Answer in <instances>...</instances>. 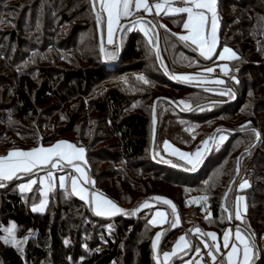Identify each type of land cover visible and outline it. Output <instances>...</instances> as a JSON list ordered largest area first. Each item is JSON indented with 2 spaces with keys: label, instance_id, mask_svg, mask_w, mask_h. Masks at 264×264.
Here are the masks:
<instances>
[{
  "label": "trees",
  "instance_id": "1",
  "mask_svg": "<svg viewBox=\"0 0 264 264\" xmlns=\"http://www.w3.org/2000/svg\"><path fill=\"white\" fill-rule=\"evenodd\" d=\"M218 14L221 42L212 60H206L198 51H193L194 45L188 46L171 35L183 31L181 25L185 16H160L159 19L167 23L170 30L157 29L162 34L160 55L167 65L166 73L155 51L150 50L145 36L136 28L121 33L115 40V45L119 46V42L122 45L121 63L118 64L119 54L109 59L106 55V25L97 23L91 0H0V88L4 87L0 93V127H4L0 130V150L7 153L70 137L74 143L86 148L95 186L102 181L95 179L93 163L109 158L110 163L117 165L116 172L102 170L98 178L115 174L120 179L123 193L127 190L130 196L136 188L143 186L146 191L138 200L149 194L157 195L166 186L179 188L181 193L187 194L185 197H172V194L164 197L176 205L181 219L186 208H182L183 201L195 211L194 217L199 220L192 229L199 227L204 232L222 234L231 223L226 218L222 219L226 214L221 210L217 196L211 198L218 184L213 192L208 185L213 180L221 183L225 187L224 193H229L227 204L231 207L239 193L238 184L229 183L228 172L223 174L226 183L215 177L219 173L217 170L222 173L221 165L231 153L230 147L241 138L244 141L241 140L238 146L243 147L247 151L245 155H248L245 161L248 167L242 181L247 180L250 185L240 191L248 204L244 219L261 248L256 264H264V118L259 119L260 109L264 108V22L261 20L264 18V0H218ZM89 31L96 45L94 54H89L84 43L80 42ZM225 46L239 57L230 64V77L238 81V91L229 82L220 86L198 85L171 78L170 74L204 72L217 61ZM140 75L150 83L143 84L137 80ZM11 84L12 88L6 87ZM243 84L245 86L241 89ZM224 89H231L234 95H221ZM176 92L187 93V96L179 98ZM155 95L159 103L156 143L162 151L167 141L180 150L193 153L207 137L205 135L197 141L205 119L222 121L219 125L228 138L222 145L216 146V142L203 170L187 171L185 166L173 160L166 163L167 159H160L156 150L152 156V130L155 127L152 118L144 111H147V100ZM250 96L254 104L248 108L246 123L249 125L245 126L244 120L237 124L229 120V116L238 115L243 107L250 105L247 102ZM182 100L191 104V110L174 103ZM76 101L80 104L70 107ZM68 107V116L72 115L70 120L63 121V128H59L61 124L55 121L56 125L49 130L50 119L60 115L58 109ZM85 108L105 117L108 130L121 141V146L93 148L92 144L99 142L96 136L89 134L92 138L88 143L86 139L89 136L84 140L70 136L75 131L81 114L79 111H85ZM241 126H245L243 130ZM252 129L260 133L259 138L253 135ZM45 130L49 131L45 133ZM231 135L238 139L231 142ZM118 147L122 148L121 152ZM232 176L233 172L230 178ZM147 179L151 180L144 186ZM17 182L10 181L0 188V236L5 233L3 227L14 222L18 227L17 236L30 238L23 245V252L0 240V264H119L128 257L127 253L132 248L137 254V264H158L153 257L151 242L157 227L150 223V218L154 209L168 210V205L160 202L163 208L145 209L139 215L98 217L85 201L56 188L49 195L47 210L33 212L32 204L40 199L37 186L27 196L13 191ZM113 183L108 187V195L116 202L121 192L117 193L118 187ZM205 195L208 197L206 201L186 203ZM255 203L258 207H254ZM202 207H205L204 213L211 214V219L201 215ZM166 238L163 235L164 248H168L171 241L170 238L166 242ZM129 257L126 264L132 259ZM185 259L182 256L173 264H181Z\"/></svg>",
  "mask_w": 264,
  "mask_h": 264
},
{
  "label": "snow or ice",
  "instance_id": "2",
  "mask_svg": "<svg viewBox=\"0 0 264 264\" xmlns=\"http://www.w3.org/2000/svg\"><path fill=\"white\" fill-rule=\"evenodd\" d=\"M91 4L95 12L97 23L106 25L108 45L114 43V33H123L138 27L147 38L150 50L155 51V56L160 60V66L164 68L166 73L168 72V68L163 61V57L160 55L159 32L157 29L163 27L166 31L170 30L167 29L166 25H160L158 21L146 19L144 16L138 15L140 12L155 16H160L162 13L165 16H185L186 18L183 19L181 26L187 34L171 33V35L176 36L180 42L188 46L194 45L193 51H198L199 55L206 60H212L213 57L217 55V0H91ZM104 13H106V18L102 15ZM131 17L136 18L130 19ZM122 20H128L129 22L127 24H122ZM261 20L264 22V18H261ZM101 50L104 51L103 32L101 33ZM106 55L115 58L116 52L107 53ZM218 59L226 61L239 59V57L235 51L225 46L219 54ZM189 66H191V62ZM215 71V68L207 67L204 69L203 73L196 75H170L172 79L186 83H209L207 79L200 81L199 77L203 76L204 73L211 74ZM221 71L227 75L230 69L227 64H224L221 66ZM136 79L143 84L150 83L144 75H140L136 77ZM125 82L127 83V81ZM212 82L215 84L225 83L224 80L220 79ZM220 94L228 96L234 95L231 89H224ZM174 103L183 105L185 110H191V104L187 101L182 100ZM153 122L155 123V121ZM241 127L243 130L245 126ZM251 131L257 138L260 137L258 131L255 129ZM217 135L221 143L227 139V136L223 134V130H217ZM214 139H216V137H209V139L203 141L202 145L193 153L183 152L167 141L164 142L163 149L169 155L178 156L180 160L184 161L187 166L185 170L194 171L197 169L198 165L202 163L204 153L208 151L209 143ZM85 153L86 150L84 147L63 140L49 147L41 145L30 150H9L6 156L0 157V188L6 186L4 182L28 177L26 182L18 185L19 191L21 193L31 192L34 186L39 185L43 196L39 205L32 207L31 210L33 212H43L45 210V206L49 202V195L55 191L58 183V186L66 191L70 185L69 194L74 193L80 200L85 201L98 217H113L117 214H134L126 212L103 193L90 191L89 187L85 186L95 184V181L91 179L88 175V171H86L87 161L85 159ZM164 162L172 163L170 160ZM81 164H83L84 167H82ZM237 165H239V159ZM172 166L176 167L177 165L172 164ZM45 169V174L43 176H38V173ZM66 169H70L71 171L57 176V172H65ZM236 172L237 174L239 173V167H237ZM249 186L248 181L245 180L238 185V188L239 190H244ZM207 199L208 197L205 195L203 197L194 198L186 203L191 205L201 200L206 201ZM224 200L225 203L222 205V211L226 214V217H222V219L226 218L229 223L239 221V224H236L234 228H226L222 236H218L215 232H204L199 227L190 230V233H194L200 237L202 247L207 250L206 254L210 258L211 264H256V259L259 258L261 248L256 243L255 233L250 229V225H248V222L244 219L247 212V205L245 203L246 197L237 195L231 207L227 204V193L225 194ZM151 201L162 202L170 206L173 217L171 222H169L168 213L157 210L150 219L152 225L170 223V227L172 228L179 225L180 219L176 205L170 199L164 197H151L140 203L134 211L139 212L142 209L153 207ZM206 219H211V214H209ZM2 231L7 233V236H0V240H3L5 244H11L18 251L23 252V245L27 242L29 237L18 238V227L15 223H13L11 227L3 228ZM163 235L164 232L157 233L152 244L153 249L156 250L157 253L156 260L158 264L161 262L159 244ZM67 243L68 241L66 240L65 244ZM222 249L224 251H222ZM189 252H195L196 255H200L201 246L193 245L188 238V234H186L178 238L172 251L162 253L163 262L166 264V262L178 256L180 253L188 254ZM201 261H203V257H201ZM187 264H197V262L189 259Z\"/></svg>",
  "mask_w": 264,
  "mask_h": 264
},
{
  "label": "rangeland",
  "instance_id": "3",
  "mask_svg": "<svg viewBox=\"0 0 264 264\" xmlns=\"http://www.w3.org/2000/svg\"><path fill=\"white\" fill-rule=\"evenodd\" d=\"M94 12V11H93ZM95 14V13H94ZM217 15H218V46H217V49H216V53H218V51H219V47H220V42H221V39H220V17H219V14H218V0H217ZM158 23L160 24V25H166V26H168L167 25V23H164V22H162L160 19L158 20ZM167 29H168V27H167ZM159 30H165V28H163V27H159ZM90 33V34H89ZM89 33H87V35L85 36V37H83V38H81L80 39V42L81 43H84V45H85V50H87L88 52H89V54L90 53H92V54H94V48L96 47V45L93 43V41H94V39H93V41H92V38H91V31H89ZM179 34H187L184 30L183 31H181V32H178ZM143 34V33H142ZM144 35V34H143ZM159 38H160V42H159V48L161 49V43H162V34H161V32H159ZM94 37H95V41L96 42H98L97 41V38H96V32H94ZM146 38V37H145ZM146 40H147V38H146ZM105 42H106V38H105ZM106 46L107 47H114L113 49L115 50V48H117L118 50H119V46L116 44H113L112 46H108V44H107V42H106ZM121 47H122V45H121ZM108 50V49H107ZM114 50H112L111 52H113ZM154 51V50H153ZM222 51V50H221ZM115 52V51H114ZM221 53V52H220ZM219 53V54H220ZM122 54V53H121ZM163 57V56H162ZM215 57V56H214ZM213 57V58H214ZM222 64L224 65V64H227L228 65V67H229V69H230V71L227 73V75H225L224 73H223V75L221 76V77H215L214 76V74L213 73H211V74H208V73H204V75L203 76H200L199 77V80L200 81H203V80H205V79H207L208 81H209V83H203V82H191V83H194V84H198V85H204V84H212V85H225L226 83H230V84H232L235 88H233V89H235V90H239V87L237 86V80L235 79V78H231L230 76H232V73H231V63H226V62H219V59H217V61L215 62V63H213V64H211V66L210 67H213V68H215V69H220L221 70V66H222ZM199 73H203V72H198V73H193L192 75H196V74H199ZM217 79H220V80H224L225 81V83L224 84H215V83H213L212 81H215V80H217ZM17 81V80H16ZM244 84L241 86V89H243L244 88ZM6 87H8V88H12V84L11 85H7ZM3 89H4V87H2V88H0V93L3 91ZM176 95L179 97V98H185L186 96H187V93H182V92H176ZM157 97H156V95L155 96H152V97H150L148 100H147V104H145L146 106H145V110H147V111H144V113L146 114V115H148L150 118H152V122L153 121H155V123L153 122V127H155V129H153L152 130V135H153V140L151 141V146H152V148H153V144H154V152H153V154H152V156L155 154V150H156V152H157V154H158V157L161 159V157H163V159H167V160H173V162L174 163H176L177 164V162L178 163H180L183 167L185 166V167H187L186 165H185V162L184 161H182V160H180L179 159V157L178 156H171V155H169L166 151L164 152V151H162V148L160 147V145L159 144H157L156 143V135H157V133H156V130H157V128H158V122H159V120H158V116H157V109H158V106H159V103L157 102L156 103V99ZM250 105H248L247 107H243L241 110H240V112H239V114L238 115H236V116H229L228 118H229V120H233L234 122H235V124H237V123H239V122H241V120H244L245 121V126H248L249 124L248 123H246V120L248 119V117H249V114H248V108L250 107V109H251V107L253 106V104H254V101H253V97L252 96H250V98L248 99V101H247ZM80 103L79 102H73V103H71L70 104V107H76V106H78ZM85 105H86V102H85ZM66 108V107H65ZM153 109H154V111H153ZM70 111V108L68 107V109H58V112H59V117H56L57 116V114H56V116L55 117H52L51 119H50V123H49V130L52 128V126H54V124H55V121L57 122V123H59V124H61V125H59V128H63V121L64 120H66L67 118H68V121L70 120V117L72 116V115H69L68 116V112ZM79 112H81V114L80 115H78L79 116V119H78V121H77V123H76V127H75V131L72 133V135H70V136H75V137H80V139L81 140H84L85 139V137H87V136H89L87 139H86V142L88 143V142H90V138H92V136L94 137V136H96V138H98V140H99V142H97V143H95V144H92V147L93 148H95V147H97V146H99V147H101L100 149H104V148H110V146L111 147H116V146H121V141L119 140V139H117L114 135H113V133L110 131V130H108V124H106V120H105V117H103L101 114H98V113H94V112H92L91 110H89L88 108H85V111H83V109L82 110H80ZM74 113H77V111H75ZM66 116V117H65ZM260 117H261V120L264 118V108H263V110H262V108L260 109V115H259V119H260ZM206 121H204L203 122V124L202 125H204V127L201 129V133H198L200 136L198 137V139H197V141H200L201 139H203V138H205L206 136V139H209V137H216V140H217V137H218V135H217V133L214 135V133L217 131V130H223V132L225 131L221 126L222 125H219V124H221L222 123V121L220 120V119H213V118H210V119H205ZM260 122V121H259ZM56 125V124H55ZM163 128V127H162ZM2 129H4V127L3 126H1L0 127V130H2ZM49 130H45L44 132L45 133H47ZM216 130V131H215ZM47 131V132H46ZM211 132H213V134H211L210 135V133ZM88 133V134H87ZM89 134H91V135H89ZM206 135V136H205ZM231 137H232V140H231V142H234L236 139H238V138H234L232 135H231ZM228 138V137H227ZM205 139V140H206ZM61 140H63V141H69V142H72V143H74V141H73V139L72 138H70V137H60V138H58V139H55L54 141H52V142H50V143H48V144H40V145H37V146H44V147H49V146H51V145H54V144H56L58 141H61ZM241 138L240 139H238V141L237 142H235L234 144H233V146H231L230 148H231V153L228 155V157H227V160L226 161H224L223 163H222V165H221V168H222V173L219 171V170H217L219 173H221L220 175H219V173H218V175H216V179H218L219 178V180H221L223 183H226V179H223V174L225 173V172H228L229 173V176H228V181H229V183H232V181L234 182V180H236L234 183H237L238 185L240 184V182H244V181H242L243 180V178H244V174L246 173V170H247V167H248V164H246V162L245 161H247V156L248 155H245V154H247L246 152L247 151H244V148L243 147H240V146H238L239 145V143H241ZM226 140H224L222 143L221 142H219V139L217 140V141H215V145H216V142H217V145L216 146H219L220 144L222 145V144H224V142H225ZM242 141H244V140H242ZM92 142V141H91ZM74 144H76V143H74ZM171 144V143H170ZM172 145V144H171ZM215 145H214V147H215ZM37 146H34V147H31V148H28V149H20V150H30V149H32V148H35V147H37ZM78 146H80V145H78ZM172 146H174V145H172ZM83 147V146H82ZM175 147V146H174ZM211 147H212V142L210 141V143H209V148H208V151H206L205 153H204V158H203V160H202V163L200 164V165H198V169H200V170H203L205 167H206V165H207V162H208V160H209V158L212 156V154H213V151H212V153L209 155V152H210V149H211ZM85 148V147H84ZM119 148V149H118ZM118 148H116L115 150H119V152H121V150H122V148L121 147H118ZM151 148V149H152ZM175 148H177V147H175ZM100 149H97V150H100ZM114 149V148H113ZM179 149V148H178ZM215 148H213V150H214ZM85 150H86V148H85ZM181 151H183V150H181ZM164 154H163V153ZM183 152H185V151H183ZM195 152V151H194ZM8 154V152L7 153H4L3 151H1L0 150V157H2V156H6ZM209 155V158H208V160H206V158H207V156ZM85 159H86V161H87V167H86V171H88V175L91 177V175H90V163H89V160H88V156H87V150H86V153H85ZM105 159H107V160H98V161H94V165H95V168H94V175H95V179H97V181L98 180H100V181H102V183H99L100 185H97V186H95V184L94 185H85L86 187H89V190L90 191H94V192H100V193H103L104 195H106L108 198H110L111 200H113L108 194H110L109 193V189H108V187L113 183V184H115L117 187H118V191H117V193L120 191L121 192V194H120V199H122V203L120 202V199L119 200H117L116 202H115V200H113L119 207H121V208H123L126 212H128V213H134L133 215H139V213L140 212H143L142 210H145V209H142L141 211H139V212H135L134 210L138 207V205L140 204V203H142L143 201H145V200H148L149 198H151V197H154V196H160V197H164L165 195H167V194H172V197H177V196H179V195H181L180 197H185L187 194L184 192V191H182V193H181V189H179V188H173L172 187V189H170V186H166L163 190H161V192L160 193H158L157 195H153V196H151L150 194L149 195H146V196H143V197H141L139 200H138V197L139 196H142V195H144L143 193H144V191H146L144 188H143V186H139L138 188H136L135 189V191H133V192H131V195L132 196H130L129 194H128V192H127V190H126V193L124 194L123 192V190L121 189V187H120V185H119V178H118V176H116L115 174H114V176L112 175V174H108L107 176H103V177H101V178H98V175L100 174V172H102V170H103V172H116V170H115V168H116V166L117 165H113L112 163H110L108 160H109V158H105ZM238 159H239V165H237V161H238ZM81 166L82 167H84V165L83 164H81ZM263 166H264V164H263ZM237 167H239V173L237 174V172L235 171L236 169H237ZM234 168H236L235 170H234ZM226 170V171H225ZM67 171H71L70 169H66L65 170V172H57L56 174H57V176H59V175H62V174H65ZM45 172H46V169L44 170V171H40L39 173H38V176H43L44 174H45ZM231 172H233V176H232V178H230V173ZM76 175H78V174H76ZM110 176H112V177H110ZM110 177V178H109ZM33 178H36V177H33ZM112 178V179H111ZM211 179H212V175H211V177H210ZM91 179L92 180H94L92 177H91ZM150 180L151 179H147V181H146V183H145V185L144 186H146V185H148V183L150 182ZM95 181V180H94ZM24 182H26V179H25V177L24 178H22V179H20V180H18V182L13 186V191L14 192H18V193H20V194H23V195H29L31 192H25V193H21L20 191H19V187H18V185L19 184H21V183H24ZM212 183L210 184V185H208V187L210 188V190L213 192L214 191V189L216 188V185H217V189H216V191H214L213 193H212V195H211V198L213 197V198H215V196H217L216 197V199H218V202H220V208H221V210H222V205L225 203V200H223V198L225 197V195L224 194H226V193H224V191H225V187L221 184V183H218V182H216V180H213V181H211ZM257 182H259V181H257ZM4 183H8V182H4ZM159 183V185L161 184V185H163L162 183H160V182H158ZM234 183H232V184H234ZM233 185H231V187H232ZM237 186V185H236ZM35 187L36 186H34L33 187V190L35 189ZM37 188H38V191H39V193H40V199H39V201H37V202H34L33 204H32V207L33 206H38L39 205V203H40V201L43 199V196H42V194H41V187L39 186V185H37ZM56 188H60L59 186H58V183H57V186H56ZM55 188V189H56ZM248 188V187H247ZM247 188H245L244 190H246ZM61 189V188H60ZM237 189L239 190V188H238V186H237ZM65 190V189H64ZM240 191H243V190H239V193H240ZM67 192H69L70 193V185L68 186V190H67ZM114 193V192H113ZM116 193V194H117ZM134 193H136V194H134ZM147 193V192H146ZM239 193H237V194H239ZM73 195H75L74 193H72ZM148 194V193H147ZM229 194V193H228ZM122 195V196H121ZM76 196V195H75ZM127 196H129V199H127L126 197ZM224 196V197H223ZM78 197V196H77ZM79 198V197H78ZM165 198V197H164ZM49 199V198H48ZM227 199H228V197H227ZM135 200H138V202H136L135 203ZM182 200H183V198H182ZM208 202V201H207ZM151 203L153 204V207H151V208H163V204H160V202H159V204H158V202H155V201H151ZM158 204V205H157ZM259 205V204H258ZM258 207L257 205H256V203L254 204V207ZM261 206L263 207V204H261ZM47 207H48V204L45 206V210L43 211V212H45L46 210H47ZM170 207V206H169ZM183 207H186V208H184L183 210L185 211V213L182 215V219H181V215H180V212L178 211V215H179V219H180V223H179V225L181 226L180 228H172V227H170V223H164V224H158V225H154V226H156L157 227V229L155 230V232H154V234H153V236H152V239H151V242H152V244H153V240H154V238H155V236H156V234L157 233H160V232H164V238H166V242H168L169 240H170V238H171V241L169 242V247L168 248H164L163 247V245H162V243H163V240H162V238H163V236H162V238H161V241H160V244H159V252L161 253V262H160V264H165V262H163V258H162V253H164V252H170V251H172L173 250V248H174V245L176 244V242L178 241V238L179 237H181V236H184V235H186V234H188V238L190 239V241L192 242V244L193 245H197V246H200V244H199V242H198V240H199V236H197V235H195L194 233H190V230H192V225H194V224H197V223H199V220H198V218H197V216H195L194 217V215H196V214H194V210L193 209H189V206H186V204L185 203H183V201H182V208ZM204 209H205V207H202V211H201V215H203V214H205V216L204 217H207L208 216V214H207V212L205 211V213H204ZM130 210H133V211H130ZM168 210H171V208L170 209H168ZM168 210H161L160 209V211H164V212H166V213H168V220H169V222H171V220L173 219V217H172V214L170 213V212H168ZM178 210V209H177ZM155 211H157V209H154V211H152V215H151V218L153 217V215H154V213H155ZM183 211V212H184ZM188 212H190V213H188ZM118 215H120V214H117L116 216H118ZM124 215V214H123ZM116 216H113V217H116ZM184 217H186L188 220H189V222H187L186 220H185V218ZM190 217H191V219H190ZM105 218H111V217H105ZM150 218V219H151ZM182 220V221H181ZM262 221L264 222V220H263V218H262ZM14 222H11L9 225H7V226H5V227H3V228H8V227H11V225L13 224ZM178 225V226H179ZM258 225V224H257ZM257 227V226H256ZM258 228V227H257ZM172 230H176V231H172ZM175 232L172 236H171V234H172V232ZM177 232H179V233H177ZM216 233V232H215ZM3 236H7V233H4V235ZM18 237V236H17ZM26 237V236H25ZM27 237H29L30 238V236H27ZM19 238V237H18ZM207 239H209V238H207ZM264 241V240H263ZM152 249H153V247H152ZM201 249H202V247H201ZM205 250V249H204ZM203 250V251H204ZM193 253L194 252H189L188 254H184V253H180L178 256H175V257H173L170 261H168V262H166V264H173V262H175L178 258H180V257H182L183 256V258L185 257L186 259H185V261L184 262H182L181 264H187V261H189V259H193ZM156 250H154L153 249V257H154V259H155V261L157 262V260H156ZM127 256L128 257H125V259L124 260H122V261H120L119 262V264H126L127 262H128V259H130V257L129 256H131L132 257V259H131V261L129 262V264H137L136 263V257H137V254L135 253V249L134 248H132V249H130L129 250V252L127 253ZM189 257V258H188ZM127 258V259H126ZM125 261V262H124ZM158 263V262H157Z\"/></svg>",
  "mask_w": 264,
  "mask_h": 264
},
{
  "label": "crops",
  "instance_id": "4",
  "mask_svg": "<svg viewBox=\"0 0 264 264\" xmlns=\"http://www.w3.org/2000/svg\"><path fill=\"white\" fill-rule=\"evenodd\" d=\"M163 14V13H162ZM161 14V15H162ZM138 15H140V16H144L146 19H150V20H152V19H154V20H156V21H158L159 20V18H160V16H155V15H147V14H145V13H143V12H140ZM104 16H105V18H106V13H104ZM136 17H131L130 19H135ZM129 21L128 20H122L121 21V23L122 24H127ZM137 30H139V28L137 27L136 28ZM140 31V30H139ZM141 32V31H140ZM141 33H143V32H141ZM120 35H121V33L120 32H116V33H114V37H113V39H114V43H115V40H116V38L118 39V37L120 38ZM106 42H107V29H106ZM113 43V44H114ZM112 44V45H113ZM112 45H108V46H112ZM114 48V47H113ZM112 47H108L107 49H106V54L107 53H112L111 51L112 50H114ZM115 52H116V56H118V54H119V52H120V50H118L117 51V48H115V50H114ZM113 51V52H114ZM108 56V58L109 59H114V58H111V56H109V55H107ZM116 56H115V58H116ZM236 60V59H235ZM232 61H234V60H226V61H221V60H219V62H226V63H231ZM223 65V64H222ZM238 195H243V194H238ZM106 196V195H105ZM237 196V194L235 195V197ZM243 196H245V195H243ZM107 197V196H106ZM235 197H234V200H235ZM246 197V196H245ZM108 198V197H107ZM245 203H246V205L248 206V204H247V198H246V201H245ZM247 213V212H246ZM237 223H239V221H233V224H231V228H234V226L237 224ZM230 227H228V228H230ZM223 235V232H222V234H218V236H222ZM198 242H199V244H200V246L202 247V243H201V239H200V237H199V240H198ZM203 249V247H202V249H201V252H200V255H196L195 254V252L193 253V261H196L197 262V264H211V262H210V258L207 256V250H204ZM222 251H224L223 249H222ZM201 257H203V261H201Z\"/></svg>",
  "mask_w": 264,
  "mask_h": 264
},
{
  "label": "water",
  "instance_id": "5",
  "mask_svg": "<svg viewBox=\"0 0 264 264\" xmlns=\"http://www.w3.org/2000/svg\"><path fill=\"white\" fill-rule=\"evenodd\" d=\"M94 11V10H93ZM95 13V12H94ZM101 33H102V31H101V29H100V40H101ZM121 33V32H120ZM159 42H160V38H159ZM119 50H120V52H119V57H120V59H119V61H118V64H120L121 63V52H122V47H121V43L119 42ZM102 53L104 54V51H102ZM187 87H189V88H194V87H199V86H187ZM158 102V100H156V103ZM215 141H216V139H214V140H212V147H211V149H210V152H209V155L212 153V151H213V148H214V145H215ZM153 152H154V144H153V148H152V150H151V153L153 154ZM209 155L207 156V158H206V160H208V158H209ZM200 170V169H199ZM236 180H234V182H235ZM233 182V183H234ZM227 197H228V192H227ZM231 224H233V222L231 223ZM257 264H258V262H257Z\"/></svg>",
  "mask_w": 264,
  "mask_h": 264
},
{
  "label": "built area",
  "instance_id": "6",
  "mask_svg": "<svg viewBox=\"0 0 264 264\" xmlns=\"http://www.w3.org/2000/svg\"><path fill=\"white\" fill-rule=\"evenodd\" d=\"M213 74L215 77H221L223 75V72L220 69H216Z\"/></svg>",
  "mask_w": 264,
  "mask_h": 264
}]
</instances>
